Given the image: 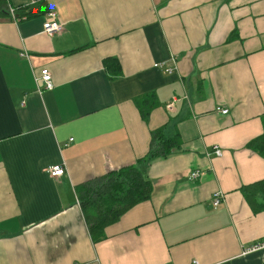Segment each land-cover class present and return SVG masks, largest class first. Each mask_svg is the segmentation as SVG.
I'll return each instance as SVG.
<instances>
[{
  "label": "crops",
  "instance_id": "obj_1",
  "mask_svg": "<svg viewBox=\"0 0 264 264\" xmlns=\"http://www.w3.org/2000/svg\"><path fill=\"white\" fill-rule=\"evenodd\" d=\"M7 2L44 4L64 31L44 33L49 12L0 20V264H264L245 255L264 241V209L243 191L264 181L248 146L264 132V0ZM44 69L54 88L38 92ZM163 127L181 147L150 161V199L94 244L78 187L145 157Z\"/></svg>",
  "mask_w": 264,
  "mask_h": 264
},
{
  "label": "trees",
  "instance_id": "obj_2",
  "mask_svg": "<svg viewBox=\"0 0 264 264\" xmlns=\"http://www.w3.org/2000/svg\"><path fill=\"white\" fill-rule=\"evenodd\" d=\"M13 11L16 20L30 19L49 12L44 4L13 8ZM2 19H14L7 0H0V20ZM105 64L112 78L117 77L120 69L118 61L110 58L105 61ZM155 98L156 96L150 95L149 98L146 96L142 100H137V106L145 122H149L155 106L153 104ZM262 121L264 127V117ZM181 143L177 130L168 135L166 127L157 129L152 133L151 148L145 157L133 165L109 172L104 177L91 180L78 187L79 202L94 244L105 239V229L108 226L116 223L121 216L139 203L150 199L153 184L147 178L145 168L152 159L167 157L174 150L179 149ZM248 146L264 158V132ZM259 190L264 191V181L243 188L247 200L256 211L264 209V205L259 207L255 202Z\"/></svg>",
  "mask_w": 264,
  "mask_h": 264
},
{
  "label": "built area",
  "instance_id": "obj_3",
  "mask_svg": "<svg viewBox=\"0 0 264 264\" xmlns=\"http://www.w3.org/2000/svg\"><path fill=\"white\" fill-rule=\"evenodd\" d=\"M10 13L12 14L13 18H15V13L13 11V8H9ZM43 31L45 34L49 36H53L55 34H60L64 31V24L59 21L58 15L55 12H49L47 14V19L43 25ZM27 56V55H26ZM156 67L164 68L165 72L168 74H172L174 72L173 68H165L163 64H157ZM36 83H37V90L38 92L44 91H52L54 88L53 79L50 71L48 69H44L41 71L39 75L36 76ZM43 84V85H42ZM174 99L171 103L166 105V109L169 111L174 110ZM218 112L226 115L229 113V110L218 108ZM73 141V140H71ZM222 151L219 148H216L214 154L218 157L222 156ZM50 173L53 177L58 178L65 175V167L63 166H54L50 169ZM200 177V172H193L191 174V180H194L196 178ZM216 201L214 203V206L218 207L221 203L222 196L217 195ZM264 251V241H261L255 245H253L250 249L245 251V255L255 254ZM194 264H198L197 262H194Z\"/></svg>",
  "mask_w": 264,
  "mask_h": 264
}]
</instances>
